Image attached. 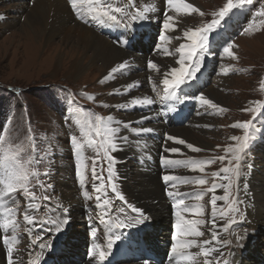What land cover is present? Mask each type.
Listing matches in <instances>:
<instances>
[{
  "label": "rangeland",
  "instance_id": "rangeland-1",
  "mask_svg": "<svg viewBox=\"0 0 264 264\" xmlns=\"http://www.w3.org/2000/svg\"><path fill=\"white\" fill-rule=\"evenodd\" d=\"M20 1L0 0V121L2 120V117H4L9 123L10 127V129L7 131V138L3 144L7 147V150L3 152L2 156H0V161L3 162L0 163V166L2 167V172L4 173L6 167H11L17 161L19 164L24 165L25 170L29 173V179L26 186L34 197L39 196V194L42 196L44 192L41 193V191L44 190V188L47 191L48 188H50L49 185L52 184V192H48V196H50V198H52L54 201L61 205V196L66 195L69 200L75 201L73 204V208H75V210L70 212L67 209L66 215L70 217V212L72 221L71 218H69L66 224L72 223L73 231L79 230V240L86 243L90 230L88 229L87 232H83L81 224L82 222H89L90 219L86 217V214L84 216L82 215V212L78 210L79 205L81 210L82 205L87 203L91 206L93 218H99L97 215L98 209L92 206V204H97L96 197L98 195V193L93 188V167L95 159L92 156V159L89 160L85 166L83 177L84 185L81 187L79 184L80 177L75 175L77 168L75 167L73 169L70 166H67V169L64 168V159L70 160L72 162H75V160L71 158L70 153L65 150L67 147H65L66 138L63 133L64 129L61 125L63 123V118L61 116L62 111L59 108L64 107L66 101L64 102L59 100L57 97L58 95L61 96L68 94L72 95L73 98L84 100L91 106L94 116L102 112L108 116V119L110 116L111 125H113L117 121L116 116L123 115V112L120 110V108L123 104V100L126 98V95L123 98H120V94L109 95V93L114 92L116 84L112 81L110 82L108 79L104 80V77L108 76V72L101 74L99 72L95 73V71L91 72L93 71V66H90L89 62L86 63L84 71L79 75H67L66 71L68 69V65H64V58L66 57V54L65 51H62V47L65 48V45H62L61 53L59 55L60 58L56 60L59 52L58 48L49 50V48H46L49 46H45L44 41L37 43L35 39L31 42L29 37L23 38V32H21L19 29L22 28L23 24L24 27H27L25 23L27 20L26 12L28 9L26 8L28 6H33V3H31L33 0H29L27 2L28 5H26V3H22V0ZM111 1H113L114 8H117L115 5L120 6L124 0ZM163 1L165 3V0ZM196 1L198 4L197 7L194 5V3L184 0V3H190L194 6V8L196 7V9L199 10L195 12L193 16H190L187 19V24L192 25V29L202 28L204 25L212 23L213 20L220 19L217 14L219 13L220 9L228 3V0ZM80 3L82 8L80 14L85 11V9L89 14V22H85V24L94 23L95 25H99V23L96 22L95 12L92 11L91 7L89 8V6L92 4V1L81 0ZM166 8L167 7L165 4L164 10L162 11V16L165 13ZM111 9H113L112 6ZM121 10V14H123V9ZM174 11L185 12L183 9H172L171 12ZM171 12L169 15H171ZM228 12L220 20L219 26H216V28L207 34L205 47L202 52L199 53V56L203 54L209 45L212 46V50L216 53L210 73L209 81H211H208L210 84L214 85V91L216 93L211 95V92L208 90L209 86L207 87L206 85V87L202 90V95L206 99L212 100L213 103L217 105V107L213 108L211 105H203L200 113H195V116L193 115L194 117H191L188 120V125H182L186 128H190L188 137H191V139L194 141L198 138V140L206 144V148H199L201 150L197 152L190 150L186 147V145H183L182 149H180L181 151L177 153V155L180 157L190 156L187 157V160L193 159L197 155L201 156L204 153L206 155V159L212 157L215 158L212 162H209L208 165L203 166V170L190 169L191 173L201 171L200 173L208 175L204 184H199L197 181L188 182L194 188L200 186L203 188L206 187L207 189V193L203 196H200V199H194L196 201L203 202V211L200 215L195 214L193 219H196V216H198V218L204 220L203 217H205L204 225L200 228L202 235L199 237V240H208L207 237H209V239L211 238V236H208L207 231L210 229V223L208 221L212 220V216L211 218L209 217L212 212V196L210 195L212 191H209L212 187V182L217 183V181H225V174L222 170L225 167L231 168L236 163V161L232 159L236 153L235 151H230L229 149H235L238 141L232 140L231 137H243L245 135V129L236 128L233 125L236 123L242 124L244 122L251 121L253 116L258 112V110L261 109V106L264 103V14H262V17L257 23L252 25L244 33L237 35L235 40H232V37L226 38L224 35H216L221 30V21L225 25L227 24L226 21L229 19V17L226 16H228ZM262 13H264V9L262 10ZM119 21L124 23L127 22V19H121ZM174 27H176L175 23H173V28ZM182 37V32L178 31L173 34L172 38H169L171 44L168 42L164 43L166 47L170 44L168 49V54L170 56L166 58L163 57L161 53H158L160 46L156 49L155 53L158 56V61L155 63H159L157 77L154 75L155 73L151 74L155 69H149L148 65H145V68L148 70L146 79L148 81H152L153 78H149V76L153 75L154 80L156 81L155 88H152L154 91L150 90L152 95L158 94L159 92H157V90L159 91L163 89L162 87L164 85L162 81L164 78L161 75L160 68H162L165 64H171V62H167V60H172V62H174L176 58L180 56V53H177L176 49L179 48L181 44L185 43L182 42ZM56 40L59 41L58 37ZM72 41L74 40H71V42ZM188 42L190 43V41ZM229 43L232 45V48L229 49L232 55L224 52L225 48L223 45L227 47ZM178 44L180 45L177 47ZM56 50L58 51L55 52ZM152 57L153 55L150 58L152 61H154ZM160 58H162V60ZM143 63L144 61L142 62V67L144 68ZM98 64L101 65L100 62ZM114 74L116 79L121 82L118 78V75H116V72ZM123 78L128 77L123 76ZM102 80H104L103 83H101ZM152 84L154 85V83ZM126 89L124 91H126ZM90 96L92 99H89ZM201 111H205V113H202ZM68 115L77 117V113ZM101 118L103 119L102 116ZM85 130H87L86 124H83L80 128V136L82 137L83 141H88L89 137L85 134ZM247 132L248 135H251L250 130H247ZM123 136L125 137V135ZM119 137L120 136L116 135L114 142L117 143V146H119L121 149L124 144V142L121 141H123L124 138L118 140ZM179 138L184 139L187 137L180 134ZM184 140L186 143H190L195 146L198 145L197 143H191L188 139ZM251 141L253 140L249 139V142ZM132 144H134V142L129 141L126 143V146L132 147ZM8 149L10 150V154ZM134 150L136 149L132 147L129 152L132 155H130L127 160H123L125 164H128V162L130 163L128 168L132 169V171L129 176L122 177L120 193L125 197V200L128 202V204H132L136 208L140 209V207L132 202V196L125 192V188L123 189V185H130L132 187L139 185V170L137 169L138 165H136L133 161V154L135 153ZM4 154H9L8 156L10 159L14 156L15 160L12 159L14 162L7 161L4 157ZM125 154L128 153L125 152ZM257 155L258 162L256 165L257 167H261L264 165V151L262 150L259 153L257 152ZM221 156L224 157V160L219 159ZM85 161H87V154ZM114 161H116V159ZM229 161H231V164ZM70 164L73 165V163ZM99 167L100 166L98 164L95 169L97 172H100ZM182 170H185V168H181L179 171ZM49 171L53 173L51 174V176H53V180L50 178ZM118 171H120L119 166ZM214 173H219L220 175L214 176ZM263 173L264 171H261L259 175ZM77 176L79 179H77ZM99 178L100 175L96 179ZM97 184H99L98 181ZM152 184L156 185L157 187L162 186L165 189V187L162 185L159 175L155 177ZM260 185L264 186V183H261ZM173 187L174 186H170L169 190L173 189ZM234 188L235 187L233 185L228 191L233 189L234 192ZM83 190L88 192V197L84 196ZM171 191L177 192L178 190L174 188V190ZM182 191V186H179V191L177 193H181ZM220 192V188H218L217 194L220 195ZM222 192H224L223 189ZM238 193L240 196L244 197L242 195V188L238 190ZM16 194H19L17 199L20 200L21 203H23L25 200L26 203H28L27 198L23 196L22 190L18 189ZM76 196L80 200H78ZM164 198L168 200L165 192ZM256 203L257 197L255 204ZM11 204L12 203L5 204V207H9ZM173 204L175 205L177 202H174ZM185 204H187V202ZM218 205L220 204H217L216 206ZM172 207L173 205L170 204V206L165 207L164 210L167 214L166 218L172 222H175V211L173 212ZM64 209L65 207L62 204L60 211L57 210L56 212L57 217L52 216V219L57 221L63 220L65 215ZM24 210L27 211L24 213V215L29 214L27 207ZM1 211L2 209H0V212ZM45 212L49 213V210L46 209ZM245 214L246 215H243V217L245 218L244 224L246 225L241 226L239 230V237H243V239L235 245V249L238 251H241L242 247H244L245 244L243 242L247 243V240L252 237L249 233V229L253 228L250 224L253 220L250 221L247 219L248 215L247 213ZM151 221L153 220L151 219ZM159 221L160 220L156 222L153 221L155 227ZM252 223H254V221ZM167 225L168 223L161 224L159 226L157 225V228H159L158 230L163 231H160L162 232V235L166 232V228H168L166 227ZM42 226L48 228L47 224ZM23 229L24 225H22V231ZM263 230L264 226H262V229L260 230V236L264 239V235H262L264 234ZM241 231H244V233ZM218 233L220 234V239L222 240L225 235L224 231L219 229ZM23 235H25L23 238L24 241L19 242L16 245V247L21 251L20 253L17 250L18 254H23L25 252H23V250H26L25 247L30 244V242L25 243L27 241L26 239L29 237L28 233H23ZM38 236L42 238L43 242L49 237L44 232L40 231L33 233L31 238L35 240ZM194 240H198V237H194ZM85 243H77L78 248L80 249L81 244L85 245ZM197 244L202 245V243L200 244L199 242ZM100 245L102 248L106 247L102 246V244ZM30 246H32V244H30ZM30 246L28 247L32 254V247ZM196 247L197 246L193 247L192 249L195 253L201 251L200 248L197 250ZM33 248H35L34 245ZM40 250L41 249L37 250L38 253H36V255L44 256V253L40 252ZM222 250L225 254L228 253L227 249L223 248ZM36 255L33 254L34 257H36ZM243 256H245V252ZM204 260V257H199L195 259L194 264H203Z\"/></svg>",
  "mask_w": 264,
  "mask_h": 264
},
{
  "label": "bare ground",
  "instance_id": "bare-ground-1",
  "mask_svg": "<svg viewBox=\"0 0 264 264\" xmlns=\"http://www.w3.org/2000/svg\"><path fill=\"white\" fill-rule=\"evenodd\" d=\"M28 1L29 0H22V3H26V5H28L27 3ZM80 1L81 0H75L76 6L71 7L70 4L72 0H33L31 2L33 3V6L32 7L28 6L26 8L28 9V11L26 12L27 20L25 23L27 27H24L23 26L24 24H23L22 28L19 29L21 32H23L22 33L23 38L29 37L31 42L35 39L37 43L38 42L40 43V41L41 42L44 41L45 46H49V47H46V48H49V50L53 48L54 49L58 48L59 52H58V56L57 57L55 56L56 60L60 58L59 55L61 53L62 45H65V48L62 47V51H65V54H66V57L64 58V65L66 66L68 65V69L66 71L67 75H72V76L79 75L80 73L84 71L86 67V63L88 62L90 63V66H93V71L91 72L95 71V73L99 72L100 74L108 72V76H109L110 70L113 67L118 66L122 62H125L124 68H127V69H129L127 65L132 63L135 66L130 70L131 75L128 78H123L120 75H118L116 72V75H118V78L120 79L121 82H119L116 79L114 73L112 74V76L108 78V80H110V82L111 81L114 82L116 84L115 89L119 88L121 92L127 88L126 91H128V93L126 95V98L123 100V104H122L123 106H127L128 102L130 103L135 99H144V98L150 99L152 95L151 94L152 92H150V90L154 91L152 88H155L156 81L154 80L153 75L149 76V78L150 77L153 78L152 81H148L146 79V74L148 73V70L142 67V62L144 61L143 60L144 57L142 56L144 55H140L135 51H128L124 48L122 49L118 47L117 44H114V42L111 40V38L108 35L103 33V29L106 28V26H109L110 24L113 23V20H109L106 16L103 15L105 11H109V7L107 6V3L110 0H91L92 4L89 6V8L91 7L92 11L95 12L96 22L99 23V25H95L94 23L84 24L75 18L74 14L78 13L80 15V11L82 10ZM186 1H190L194 3L196 7L198 5L196 0H186ZM122 3L126 4L127 14H132L134 11H136L139 13V15L143 14L145 16L141 20L143 21V24L154 28V30L156 31L157 37L159 38V42L162 43L159 48L164 46L166 49H169L170 44H171L170 39H168L167 41H161L160 40L161 35L172 38L174 33L181 31L182 36H183V32L185 29H189V28L192 29V25L187 24L188 23L187 19L190 16H193L195 12H192L190 10H188L186 14L185 12H180V11L171 12L172 8L167 7L165 13L162 16V11L164 10V6H165V3L163 0H124ZM115 6L118 8L119 5H115ZM170 12H171L173 21H179V26L177 27L176 25V27H174L172 31L170 30L165 31L163 28L164 18H165V15L166 14L169 15ZM136 26L138 27L140 31H142V28L139 24H136ZM57 37L59 41L56 40ZM182 38H183L182 42L188 43V40L184 36ZM155 39L158 41L157 38ZM71 40H74V41L71 42ZM165 42H168L170 44L166 47L164 44ZM179 45L180 44H178L177 47ZM58 50H56L55 52H57ZM155 52L156 50L153 49L151 53L149 54L147 53L148 55L145 54L149 58L153 55L152 58L154 60L153 61L154 63L158 61V56ZM158 53H161L163 57L165 58L170 56L168 53L165 54L162 51H159ZM160 59L162 60V58ZM168 61L171 62V64H165L162 68H160L161 75L163 78H165V73H168V78H171V75H170L171 69L174 67L180 66L177 63L178 61L177 58L174 62H172V60H167V62ZM99 62L101 63V65L98 64ZM143 65H145V62L143 63ZM156 65H157V68H155L156 71L154 70V72H152L151 74L155 73L154 75L157 77L158 76L157 69L159 67V63H157ZM152 83H154V85ZM135 84H137L136 90H132L131 89L132 87L128 88L129 85L135 86ZM206 85L207 87L209 86L208 90L209 92H211V95H213V93H216L214 91L213 84L207 83L205 84V86ZM116 117H117V121L112 126L120 128L119 133L116 134L120 136L118 140L124 138L123 141H121V142H124V144L121 147V150H119L117 157L120 160H127L128 157L132 155L131 153H129L130 149L132 147L133 148L136 147V143L132 140V136L128 134L127 130H128V127L131 126V121H132L131 119L133 118V120H136L139 117L135 116V113H131V114L123 113V115H117ZM144 127H148L151 129L158 128L160 130L164 129L163 125L161 124L158 125L152 119H150L149 123H145ZM168 133L171 136H174L177 138H179V135L182 134L183 136L187 137L184 139H188L191 143H197L198 145L196 146L194 145L195 147L206 148V144L198 140V138L195 139L194 141L191 139V137H188L189 136L188 134L190 133V128H186L182 125L175 126V127H171ZM123 135H125V137ZM64 136L66 138V141H68V138H69L68 135L65 134ZM129 141L134 142L135 146L134 144H132V147L126 146V143ZM186 144H190V143H186ZM66 146L67 144H65V147ZM182 146L183 145H180L173 141L167 140L166 142L167 149H170L172 147L182 149ZM118 147L119 146H117V148ZM124 151L127 152L128 154H125ZM167 154L172 155L169 152H167ZM202 155H205V153ZM202 159H203L202 156H195L193 159H188V160H195L199 162V161H202ZM182 160L187 161L184 159ZM70 163H72V161L64 159V168L67 169V166H70L71 168H73V165ZM128 165H130L129 162L128 164L126 163L125 165H120L119 172L122 177H127L131 174L132 169H129ZM263 168H264V165L261 167H257V165L255 164L253 175L250 181L251 184L248 185L249 193H247L248 195L247 215L250 221L251 220L254 221V223H252L253 221L250 223L251 227L253 228L249 229V233L252 237L248 239L247 243L244 245L245 256H239L237 258L231 259V261L234 264H264V239L261 238L260 236V232H261L260 230L262 229V226H264V186L260 185L261 183H264V173L259 175L261 171H264ZM137 169L139 170L138 171L139 185L136 187H132L130 185H123V189L125 188V192H127L130 196H132V202L135 203L138 207H140V209L143 210L149 218H151L154 222L160 220L156 224V227L157 225L159 226L161 224L168 223V225L166 226L168 227L166 228V232L163 233V235L160 234V236L156 238L157 241L159 240L164 241L165 239L170 237L169 226H172L173 224L175 225V222H172L171 220L166 218L167 214L164 208L167 206H170V203L168 202L167 199H165L166 197L164 198L165 189L162 186L157 187L156 185L152 184L155 177L158 175V170L157 168H153L155 172L153 174V173H146L142 171L141 167L139 166H137ZM189 173H190L189 171H183V170L179 171L176 169L167 171V174L173 175L174 177L177 178L178 181H184L185 180L184 177L188 178L190 175ZM77 179H79L78 176H77ZM260 179H261V182H260ZM173 186L174 187L171 190H174L175 188L176 190L179 191V186L177 184ZM217 192H218V189L212 195L214 194L218 195L216 194ZM66 196H61L62 198L61 203L64 205L65 208L68 209V211L72 212L75 210V208H73L74 207L73 204L75 201L69 200ZM256 197H257V203H256L257 207L255 204ZM78 200L80 199L78 198ZM202 203L203 202L201 203L193 202L191 207L195 206L197 208L202 209ZM78 211H81L80 205H79ZM2 212L3 210L1 211V213ZM185 217L189 219H193L195 217V213H185ZM149 218L145 220L149 224L151 223L154 224V222L151 221V219ZM208 222L211 223V225L209 224L210 229H213V226L215 227L219 224L217 219L215 220V222H213V219L209 220ZM203 225L198 226L199 229ZM210 229L209 230L207 229L208 236H211ZM214 229H219V228L215 227ZM112 230H115V229H112ZM71 232L78 233L79 230L73 231V227H72ZM218 236L220 238L219 233H218ZM186 239H194V237H187ZM204 241H211V238L208 240H203V242ZM67 244H69L68 241H67ZM214 246H219V245H214ZM193 247L190 248L188 251L193 256V264H194L195 259L199 257L197 256L198 253H195L192 250ZM106 249H108L107 245L106 247L102 248L99 243L96 247H93L91 250H95L97 252L96 257H98L99 252L106 251ZM29 250L30 249L28 247L26 248L23 254H18L16 249H12V255L11 257H9L8 251L5 250L4 244L0 242V264H6L8 263V261H10V259L14 261L15 264H28V259L31 257L30 255H33L31 254V252L29 254ZM95 258L90 256L88 259L84 261L82 259L78 260L76 258H73L72 260L68 262V264H75L76 262H79L80 260H81L80 264H95L93 262ZM121 264H142V263H121ZM177 264H188V262L180 259L178 260Z\"/></svg>",
  "mask_w": 264,
  "mask_h": 264
},
{
  "label": "snow or ice",
  "instance_id": "snow-or-ice-1",
  "mask_svg": "<svg viewBox=\"0 0 264 264\" xmlns=\"http://www.w3.org/2000/svg\"><path fill=\"white\" fill-rule=\"evenodd\" d=\"M166 7L175 9V10H180L183 9L185 13L187 14L188 10H191L192 12H197L199 11L198 9L194 8V6L190 3H184V0H165ZM71 7H75V0H72ZM234 7L233 0H228V3L224 5L223 8L220 9L219 13L217 14L220 19L213 20L212 23L204 25L202 28H195V29H185L183 32V36L190 41L188 44H181L179 48L176 49L177 53H180V58L177 61V63L180 65L179 67H174L171 69V78H168V73H165V78L163 79L162 83L165 86L166 89H171L172 91H169L166 93L164 99L169 98L170 96L174 95V91L176 88H178L182 83L185 82L186 79L190 78L192 75H194L195 71L198 70L200 67V59L199 53L202 52V50L205 47L206 41H207V33L215 28L220 20L226 15V13ZM91 11V9H90ZM122 10L120 8H116L115 12L120 13ZM264 14V13H262ZM104 16H106L109 20L117 21V16L115 14H111V9L109 11H105L103 13ZM145 16L143 14L140 15H134L130 18V23H126L125 25H131L134 21L138 19H142ZM120 22V21H119ZM173 23L179 26V21H173V18L171 15H165L164 22H163V28L165 31L172 30L173 29ZM169 37L161 35L160 40L161 41H167ZM232 48V45L229 44L227 47H225L224 52L228 53L229 55H232V53L229 51V49ZM186 50V51H185ZM158 51H162L165 54L168 53V49L166 48H159ZM193 57H196L195 62L192 64V67L189 68L187 66V62H192ZM125 67V62H122L116 67H113L110 72L109 76L104 77V80H107L110 76H112L113 73L117 72L118 69H124ZM148 67L149 69H155L157 68V65L153 61H148ZM104 80L101 81V83L104 82ZM133 87V85H129L128 88ZM127 90V89H126ZM120 89L117 88L114 90V92L109 93V95H115L119 94ZM89 99H92L90 96ZM199 101L204 104V105H211L213 108L217 107L215 103H213L212 100L206 99L203 95H201L199 98ZM153 101L149 98H144V99H135L132 101V104L135 106L143 105V104H150ZM123 107V105H121ZM111 118H109L107 121L102 120V118L97 115L95 117L94 122L89 119L86 124L87 131L85 132L86 135H88L89 140L88 143L90 146L98 147L104 150L105 155H107L109 148L115 149L117 147V143H115V138L116 134L119 133L120 128L119 127H113L111 125ZM252 121H247L244 123H236L233 125L236 128H243L245 129V135L243 137H238V136H233L231 137L232 140L238 141V144L236 145L235 149H229L230 151H235L236 155L234 156V160L236 161L235 165L231 168L225 167L222 171L225 174L224 179L227 180V183H213L212 188L209 191H212L215 193V191L218 188H222L224 190V195L223 196H218V195H212L211 197V204H212V219L213 222L216 220V213H217V202L218 201H224L227 200L229 197V188L234 185L235 179L234 177L239 176V169H240V161H241V154L244 152L246 149L250 136L248 135L247 130L249 129ZM135 130V129H134ZM93 135L95 137H99L100 139L94 140ZM168 141H173L175 143H178L180 145H186V147L190 150L193 151H200L201 149L195 147L192 144H186V141L182 138H177L171 135L167 136ZM70 142L74 146V150L77 154V156H80L81 148L82 145L77 141L75 136L70 137ZM168 151L170 154H177L181 150L176 147H172L170 149H165ZM11 159L15 160V157H11ZM220 160H224V157L221 156L219 157ZM109 160L111 161L112 158L109 157ZM0 163H3L0 161ZM100 163L98 160H94V167H93V188L94 190L98 193L96 200L97 204L95 207L97 209H101L97 213L101 219L103 217L108 216L109 212V205L110 201L108 199H104L102 195H99L105 187L104 183L102 180H100L99 184H97V177H99V172H97L96 166ZM164 166L166 168H175L176 166L179 165H191L193 170L199 169L203 170V166L200 162L195 161V160H176V159H164L163 160ZM231 164V161H229ZM84 169H85V162L83 158H80V163L77 168L78 176L80 177L79 179V184L81 187L84 185ZM231 173L232 177H229L227 174ZM115 173L111 170V167L109 168V180H111L114 177ZM214 176H219V173H214ZM29 179V173L25 170L24 165L19 164L17 161L15 164H13L11 167H6L5 172L3 175H0V209L3 210V212L8 213L9 215H15L16 210L13 208H8L5 207V204L9 202V199L11 200L12 203L18 204L19 201L17 199V190H22L23 196L27 198L28 204L27 208L28 209H36L37 205L33 203L35 197L31 192H29L27 185ZM163 181L166 183V186L169 184H173L174 181L177 179L171 174L165 173L162 176ZM189 182V181H186ZM199 184H204L205 180L204 179H199L197 181ZM51 187V185H49ZM112 191L116 194V196L120 200H125V197L120 194V192L116 189L115 184H111ZM166 195L170 199L177 200V204L173 205V208H179L180 210H176L174 212L175 216V234L172 236V246H171V254L173 259L177 260H184L188 262V264H193V256L192 254L188 251L190 248L193 246H198L201 249V253L205 257V264H231L230 262V255L231 253L225 254L223 252V247H226L231 241L227 240H221L218 236L219 229H210V235H211V241H204L202 245H197L196 240L194 239H186L187 237H200L202 235L201 230L199 229L198 226L203 225L204 221L202 220H197V219H189L185 217V213H195L196 215L202 214V209L197 208L195 206L189 207L187 204H185L184 199L181 197V194L179 193H174L172 191H167ZM185 196H191L192 193H186L184 194ZM84 196L88 197L89 194L88 192H84ZM197 199H200V196L196 197ZM102 200V203H101ZM242 203V201L239 200V197L236 196L233 198L232 202L229 203L228 205V211H230L233 214V219L229 221V224L236 223L234 219L235 214L240 212L239 207L236 205ZM127 207L131 210V212L134 214L132 216H129L127 220L123 219H108L105 221L106 226L108 227L109 231L112 229H118V228H125L129 226H133L134 224H138L143 222L145 219L148 217L144 214V212L141 209L136 208L132 204H128ZM121 213L124 212V209L121 208L119 209ZM65 215L64 219L61 221H53V220H47L45 222L47 223H54L57 225V230L62 229L64 225L67 223V220L70 218L66 215L67 208L64 209ZM241 220L244 218L243 214L241 213ZM24 220L28 225V232L29 235L31 236L32 228L33 227H38V221L37 219H34L33 216L25 214L24 215ZM10 223L13 226V230H15V227L17 226L15 221H10ZM5 228L8 227L7 224L4 225ZM91 228V235L94 237L96 234V228L93 227L92 224H90ZM225 230H227L228 225H224ZM116 239H119V237H114V239L109 238L108 241V249L110 250L114 244V241ZM243 237H237V242L241 241ZM12 240H16V236H12ZM5 244H8L9 241L7 238L4 240ZM39 243V247L43 250L47 247H50V244L44 243L41 237H36L35 240H30V244L35 245ZM214 245H219V246H214ZM30 254V250H29ZM109 253H106L104 251L99 252V260L103 261L106 256ZM8 255L11 257L12 255V249L9 247L8 248ZM89 255L91 257H96L97 252L95 250H90ZM9 264H15L14 261L10 259ZM147 264V262H146Z\"/></svg>",
  "mask_w": 264,
  "mask_h": 264
}]
</instances>
